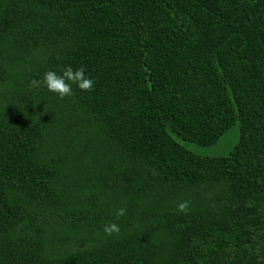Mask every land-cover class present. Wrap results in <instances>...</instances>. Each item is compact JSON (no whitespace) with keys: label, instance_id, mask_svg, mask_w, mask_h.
<instances>
[{"label":"trees","instance_id":"16d2710c","mask_svg":"<svg viewBox=\"0 0 264 264\" xmlns=\"http://www.w3.org/2000/svg\"><path fill=\"white\" fill-rule=\"evenodd\" d=\"M6 2L24 46L58 48V74L83 67L94 88L73 84L53 115L34 63L0 113V264H264V0ZM2 27L0 64L19 42ZM236 123L227 156L181 142L215 145ZM89 133L156 185L217 187L219 201L142 217L102 173L86 180ZM51 233L94 244L51 259Z\"/></svg>","mask_w":264,"mask_h":264},{"label":"rangeland","instance_id":"374dc122","mask_svg":"<svg viewBox=\"0 0 264 264\" xmlns=\"http://www.w3.org/2000/svg\"><path fill=\"white\" fill-rule=\"evenodd\" d=\"M0 24L2 27L12 29L16 33L19 42L16 52L6 56L0 64V113L10 100L11 94L21 88V82L28 77L29 69L34 64H48V68L60 72L61 52L58 48L49 46L32 49L23 45V34L20 28L21 22L12 15L6 0H0ZM32 61V63H31ZM34 92L35 88H34ZM51 95V97H50ZM47 109L54 115L55 108L61 109L64 104L70 102L69 96L60 98L57 93L47 89L45 93ZM72 138V137H69ZM239 139V124L236 123L227 130L217 144L212 146H200L192 142L181 141L189 150L201 156H227ZM88 142L80 143L84 153V166L81 169L86 174V180H93V173H102L105 186L117 195L108 196L109 199L119 200L122 197L128 200L134 212L142 217L156 216L160 209H177L181 201H189V208L196 207L206 209L220 199L219 188H185L168 185H156L151 176L145 175L132 166L119 148L102 136L87 135ZM91 180V181H90ZM109 183V184H108ZM166 210V209H165ZM94 244V240L86 235L74 237L73 235H59L51 233L45 245L47 255L51 259L85 249Z\"/></svg>","mask_w":264,"mask_h":264},{"label":"clouds","instance_id":"9594fccd","mask_svg":"<svg viewBox=\"0 0 264 264\" xmlns=\"http://www.w3.org/2000/svg\"><path fill=\"white\" fill-rule=\"evenodd\" d=\"M44 85L48 91L57 93L60 98L71 96L73 94L72 85L75 84L81 91H90L94 88V80L86 75L83 67L74 69L68 65L61 69V74L49 70L43 74L42 80L33 79L31 81L32 87H39ZM177 211L187 214L189 211V201H181L177 204ZM126 213L125 208L116 210L115 215L117 218L124 216ZM103 231L106 235L118 234L120 226L117 223L109 222L103 226Z\"/></svg>","mask_w":264,"mask_h":264}]
</instances>
